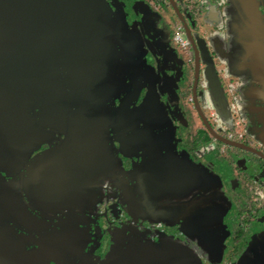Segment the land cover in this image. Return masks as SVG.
I'll list each match as a JSON object with an SVG mask.
<instances>
[{"label": "flooded vegetation", "instance_id": "obj_1", "mask_svg": "<svg viewBox=\"0 0 264 264\" xmlns=\"http://www.w3.org/2000/svg\"><path fill=\"white\" fill-rule=\"evenodd\" d=\"M251 1L247 16L237 0H81L99 34L78 37L100 44L72 57L63 36L37 84L40 5L0 0V264H264Z\"/></svg>", "mask_w": 264, "mask_h": 264}, {"label": "water", "instance_id": "obj_2", "mask_svg": "<svg viewBox=\"0 0 264 264\" xmlns=\"http://www.w3.org/2000/svg\"><path fill=\"white\" fill-rule=\"evenodd\" d=\"M240 3L241 9L243 13L247 16H251L254 14V10L252 8L253 2L251 0H237ZM39 3L40 7L37 6L35 8V29L34 35L35 38L33 42V50H35V59H36V67L44 66L42 70L36 71V80L37 84L43 80L49 79L44 77L45 73L48 75L50 72V67H52L55 63H53V59L61 54L62 44H63V36H72L71 45H72V53L70 56L76 57L77 53H83L84 55H88L89 53L82 49L85 45H92L93 49L95 46L100 44L98 40H87L83 38L82 40L78 35H82L84 33L81 30L79 34L80 28H90L87 31L89 34H99V31L96 29L98 25L95 26V23L89 19L88 16L83 21L84 18L83 12H85V8L81 2V0H36ZM22 10L20 9L18 15L14 16V18H22L23 15L20 13ZM6 12V9H3V14ZM73 23V24H70ZM90 24V25H89ZM48 26L50 28V32L48 31ZM93 29V30H92ZM124 28L121 24H117L115 26V34L119 36L124 34ZM124 36V35H123ZM124 43L121 44L124 47ZM100 42V41H99ZM120 42V40H118ZM242 47L247 52L250 53L252 51V46L250 42L246 39H242ZM75 43V46H73ZM79 46V47H78ZM83 50V51H82ZM28 55V50H24V54ZM82 51V52H81ZM48 82V81H46ZM2 124L4 129L9 127V130L13 129L18 125V128H21L20 121L15 120H3ZM12 136V135H11ZM10 136V137H11ZM18 139L21 141L28 140L30 137L26 135L18 136ZM182 174V172L180 171Z\"/></svg>", "mask_w": 264, "mask_h": 264}, {"label": "rangeland", "instance_id": "obj_3", "mask_svg": "<svg viewBox=\"0 0 264 264\" xmlns=\"http://www.w3.org/2000/svg\"><path fill=\"white\" fill-rule=\"evenodd\" d=\"M233 4V3H232ZM234 6V5H233ZM234 8H235V6H234ZM233 10V9H232ZM233 13V12H232ZM231 13V14H232ZM232 19H233V22L235 23V24H237L238 25V31H239V16H234V15H232ZM232 24V21H229V26ZM229 48H230V46H229ZM233 49H234V53L236 52V53H238V51H239V47H238V45H237V43H236V47L235 46H233ZM229 52H231V51H229Z\"/></svg>", "mask_w": 264, "mask_h": 264}, {"label": "built area", "instance_id": "obj_4", "mask_svg": "<svg viewBox=\"0 0 264 264\" xmlns=\"http://www.w3.org/2000/svg\"><path fill=\"white\" fill-rule=\"evenodd\" d=\"M173 40H175V42H176L179 46H182V41L180 40L178 34H175V35L173 36Z\"/></svg>", "mask_w": 264, "mask_h": 264}]
</instances>
